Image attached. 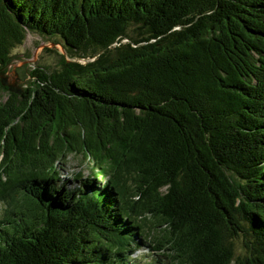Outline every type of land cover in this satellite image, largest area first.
I'll return each mask as SVG.
<instances>
[{
	"label": "trees",
	"instance_id": "trees-1",
	"mask_svg": "<svg viewBox=\"0 0 264 264\" xmlns=\"http://www.w3.org/2000/svg\"><path fill=\"white\" fill-rule=\"evenodd\" d=\"M27 34L66 55L0 81V264H264V0H0V71Z\"/></svg>",
	"mask_w": 264,
	"mask_h": 264
},
{
	"label": "rangeland",
	"instance_id": "rangeland-1",
	"mask_svg": "<svg viewBox=\"0 0 264 264\" xmlns=\"http://www.w3.org/2000/svg\"><path fill=\"white\" fill-rule=\"evenodd\" d=\"M59 54L66 55L64 44L60 39H43L37 35L27 34L24 44L12 50L13 60L7 69L0 71V76L11 83L12 89H24L32 81L31 71L36 66L49 70L57 68L60 61ZM66 163L63 174L69 179H77L76 175L80 173L86 175L91 173L88 164L81 161V159L70 156ZM78 183L74 185L76 186ZM141 255V258L151 256L147 249L142 250Z\"/></svg>",
	"mask_w": 264,
	"mask_h": 264
},
{
	"label": "water",
	"instance_id": "water-1",
	"mask_svg": "<svg viewBox=\"0 0 264 264\" xmlns=\"http://www.w3.org/2000/svg\"><path fill=\"white\" fill-rule=\"evenodd\" d=\"M0 81L3 86L9 87L10 89L12 88L11 83H9L6 78L0 76Z\"/></svg>",
	"mask_w": 264,
	"mask_h": 264
}]
</instances>
